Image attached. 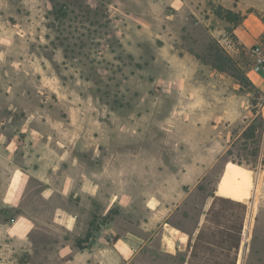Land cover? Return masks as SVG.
Listing matches in <instances>:
<instances>
[{"label": "rangeland", "instance_id": "374dc122", "mask_svg": "<svg viewBox=\"0 0 264 264\" xmlns=\"http://www.w3.org/2000/svg\"><path fill=\"white\" fill-rule=\"evenodd\" d=\"M37 8L32 24L18 32L22 62L28 63L23 86L35 89L28 90L33 99L66 101L77 115L87 112L99 134L104 133L106 141L99 146L146 148L162 167L182 172L190 142L174 136L170 118L190 115L192 85H205L214 99L230 98L222 107L240 116L230 127L216 129L215 146L221 153L186 196L184 213L179 207L172 212L166 236L153 228L134 255L117 250L102 254L105 261L82 262L74 260L76 251L57 246L26 250L29 246L6 236L0 223V264H189L192 249L188 247L190 255L184 247L174 251L173 234L193 228L201 202L215 190L221 192L224 182L227 192L221 193L238 189L248 206L237 264H264V91L254 82L256 90L240 84L244 71L250 78L252 58L235 32L251 11L264 23V0H38ZM230 18H240V24ZM214 46L232 55L240 70L216 69ZM250 125L256 130L253 139L243 134ZM98 130L92 126L89 132ZM3 186L1 180L0 193ZM6 213L14 216L10 209ZM206 256L203 250V258L193 264H208Z\"/></svg>", "mask_w": 264, "mask_h": 264}, {"label": "crops", "instance_id": "0c3cea01", "mask_svg": "<svg viewBox=\"0 0 264 264\" xmlns=\"http://www.w3.org/2000/svg\"><path fill=\"white\" fill-rule=\"evenodd\" d=\"M37 2L0 0V183L4 181L0 223L5 224L6 236L22 241L29 251L57 246L76 251L74 260L82 262L105 261L102 254L117 250L134 255L149 230L158 228L166 236L172 212L179 207L184 213L186 196L198 188L221 153L215 146L216 129L230 127L240 113L222 107L230 98L214 99L205 85L190 87V115L170 118L174 136L181 134L190 142L186 151L190 159L182 172L162 167L160 158L146 148L99 146L104 133L99 134L98 124L87 112L77 115L66 101L33 99L28 90L35 89L23 86V69L28 63L22 62L23 37L18 32L38 15ZM235 32L250 49L264 32V23L251 12ZM248 75L264 91V74ZM92 126L98 131L89 132ZM225 184L220 186L221 192H227ZM221 192L214 191L245 202L238 189L230 190V195ZM212 199L207 196L201 202L191 230L179 228L173 234L174 251L184 247L190 255L188 247L192 249L190 244ZM8 209L14 216L7 215ZM246 221L247 217L245 225ZM121 244L127 248L122 249Z\"/></svg>", "mask_w": 264, "mask_h": 264}, {"label": "trees", "instance_id": "16d2710c", "mask_svg": "<svg viewBox=\"0 0 264 264\" xmlns=\"http://www.w3.org/2000/svg\"><path fill=\"white\" fill-rule=\"evenodd\" d=\"M56 5V3H54ZM63 7H68L63 3ZM61 10V9H59ZM252 12V11H251ZM237 26L240 24V18H230ZM260 38L264 40V32ZM241 50L245 49L244 45L239 47ZM213 66L218 70H226L227 66L231 69L240 70L237 61L232 55L224 51L220 46L211 47ZM243 80L240 81L242 86H250L255 90L257 87L253 81L248 78L247 72L242 74ZM256 130L253 125L247 127L244 131V137L253 139ZM212 196L211 205L206 212L205 221L201 226L195 241L192 245L191 261L201 259L203 250L207 254L206 258L211 260L208 264H237L238 252L241 247L243 239V230L245 220L248 213V206L246 203L235 200L230 197L210 194ZM205 256V255H204ZM212 260H217L212 262Z\"/></svg>", "mask_w": 264, "mask_h": 264}, {"label": "built area", "instance_id": "2783aa9c", "mask_svg": "<svg viewBox=\"0 0 264 264\" xmlns=\"http://www.w3.org/2000/svg\"><path fill=\"white\" fill-rule=\"evenodd\" d=\"M252 64L249 73L264 74V40H258L250 47Z\"/></svg>", "mask_w": 264, "mask_h": 264}]
</instances>
